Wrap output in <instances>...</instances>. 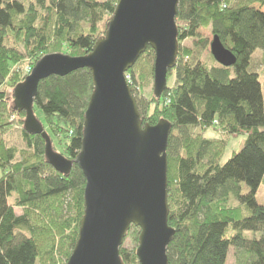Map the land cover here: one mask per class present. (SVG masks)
Masks as SVG:
<instances>
[{
    "label": "trees",
    "instance_id": "trees-1",
    "mask_svg": "<svg viewBox=\"0 0 264 264\" xmlns=\"http://www.w3.org/2000/svg\"><path fill=\"white\" fill-rule=\"evenodd\" d=\"M117 2L0 0V264H54L60 255L66 261L84 214L85 180L76 165L67 176L56 172L45 161V139L24 127L23 150L6 144L4 137L25 115L13 110L7 92L25 79L27 60L31 69L46 54H88L105 34ZM175 20L178 55L167 73V79L175 73L174 86L166 83L158 100L141 92L153 72L139 75L135 64L154 57L150 48L127 71L143 125L165 120L172 126L166 149L167 222L175 233L168 264H227L231 248L234 264H264V205L256 199L264 184V98L259 73L249 69L256 51L264 64V0H179ZM203 28L234 55L233 67L219 66L208 51L217 64L209 67L183 45L190 40L194 48H207L210 42L199 35ZM91 93L87 69L50 76L38 85L33 113L36 109L43 117L51 150L56 138L69 160L80 150ZM12 116L18 120L10 121ZM208 131L215 136L207 137ZM243 134L240 151L222 163L229 139ZM139 232L130 227L127 237L134 243L125 248L124 240L123 264H138Z\"/></svg>",
    "mask_w": 264,
    "mask_h": 264
},
{
    "label": "water",
    "instance_id": "water-1",
    "mask_svg": "<svg viewBox=\"0 0 264 264\" xmlns=\"http://www.w3.org/2000/svg\"><path fill=\"white\" fill-rule=\"evenodd\" d=\"M178 4L118 0L105 34L88 54H46L12 90L13 110L25 113L24 129L46 141V163L64 176L76 165L85 180L84 214L65 264H123L119 251L131 226L140 230L138 264H168L167 247L175 233L167 222L166 149L172 126L165 120L143 125L124 74L150 48L153 98L161 97L178 55ZM209 52L221 67L236 63L216 36ZM82 69L90 72L92 93L83 115L80 150L69 160L51 150L33 105L41 81Z\"/></svg>",
    "mask_w": 264,
    "mask_h": 264
},
{
    "label": "rangeland",
    "instance_id": "rangeland-1",
    "mask_svg": "<svg viewBox=\"0 0 264 264\" xmlns=\"http://www.w3.org/2000/svg\"><path fill=\"white\" fill-rule=\"evenodd\" d=\"M20 1H22L25 4H27L28 2H30L32 0H20ZM199 35H201L202 37H204L205 39H207L209 42H211V40H212V36L210 34V31L207 28L201 29L199 31ZM183 45H185L186 47H190V48L195 49L196 55L199 56V58H200V60L202 62H205L206 64H208L209 67H211L213 65H217L209 57V53H208V51H209V45H208L207 48H204V49L194 48L193 47V41H190V40L185 41L183 43ZM153 63H154V57L147 56L146 58H143L138 63V65L135 64L136 68H138V70H139V75L142 74V73H150L151 70L153 72ZM29 67H31V64H30L29 60H27V61H25V66H24V71H23L24 76L25 75L27 76L30 73V71H31L32 68L29 71V69H28ZM249 69L251 71H256V72L259 73V75H260L259 82L261 84L262 94H263V98H264V64L262 62V54H261L260 51H256L252 55V57H251V63H250V68ZM26 76H25V78H26ZM126 76H129L131 78V80H133L132 77H131V75L130 74H127V72L124 74V77H126ZM135 77H136V75H135ZM175 81H176V76H175V73H173L167 79V87L168 88L173 87L174 84H175ZM152 87H153V76H152V79H150V76H149V79H148L147 83L142 87L143 89L141 90V92L143 93V95L145 97H148V98L152 97V95H153ZM12 90H8V92H7V94L9 95V103H10V106H12V104H13V100H12ZM136 90H137V92H139V88L136 87ZM21 114H23V113H21ZM34 116H35L36 120L40 124H42V126H44V128L46 129L47 127H46V125H45V123L43 121V117H42L41 113L38 110H36V109L34 110ZM13 119L18 120V117L17 116L10 117V121H12ZM19 120H21V123H19L18 125L14 126L13 129L11 130V132L7 136L4 137V140H5L6 144L9 147H15L17 150H23L24 149V146H23V139H22L21 128L24 125L25 115L23 114L22 116H20L19 117ZM193 132L195 134H198L199 133V130L198 129H195ZM205 135L207 137H214L215 136V133L212 132V131H208V132H206ZM245 138H246V135L243 134V135L233 136V137H231L229 139L228 144H227V147H226V150H225L224 157L222 158V163H225L230 158V156L233 153H236V152L240 151V149H241V147H242V145H243V143L245 141ZM52 142H53L52 147L53 146L55 147L54 150H53V152L58 153L61 156H63L61 154L62 145L58 143V141H57L56 138H55V140L53 139ZM0 176H1V172H0ZM242 190H243V192H246L247 188L245 187V185L242 186ZM256 199H257V201H258L259 204L264 205V184H262L259 187L258 192L256 194ZM231 206L232 207H236L237 206V202L235 200H231ZM15 212L17 214H20L21 213V210L18 209V208H15ZM125 239L126 240H125V243L123 245V247H125V248L131 246L132 243H134L133 242V239L130 238V237H127L126 236ZM234 254H235L234 250L232 248L229 249V254H228V257H227V264H234L235 263V257H234L235 255ZM66 261L60 255V256H57L56 257V261H55L54 264H65Z\"/></svg>",
    "mask_w": 264,
    "mask_h": 264
},
{
    "label": "built area",
    "instance_id": "built-area-1",
    "mask_svg": "<svg viewBox=\"0 0 264 264\" xmlns=\"http://www.w3.org/2000/svg\"><path fill=\"white\" fill-rule=\"evenodd\" d=\"M29 71H30V69H29ZM125 80H126L127 84L129 85V87L132 86L133 82H132V80H131V78L129 76H126Z\"/></svg>",
    "mask_w": 264,
    "mask_h": 264
},
{
    "label": "crops",
    "instance_id": "crops-1",
    "mask_svg": "<svg viewBox=\"0 0 264 264\" xmlns=\"http://www.w3.org/2000/svg\"><path fill=\"white\" fill-rule=\"evenodd\" d=\"M258 192V191H257Z\"/></svg>",
    "mask_w": 264,
    "mask_h": 264
}]
</instances>
